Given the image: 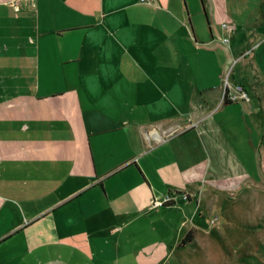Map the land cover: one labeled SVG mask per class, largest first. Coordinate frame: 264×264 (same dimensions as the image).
Masks as SVG:
<instances>
[{
	"label": "crops",
	"instance_id": "1",
	"mask_svg": "<svg viewBox=\"0 0 264 264\" xmlns=\"http://www.w3.org/2000/svg\"><path fill=\"white\" fill-rule=\"evenodd\" d=\"M181 3L0 0V264H117L189 203L233 55Z\"/></svg>",
	"mask_w": 264,
	"mask_h": 264
},
{
	"label": "rangeland",
	"instance_id": "2",
	"mask_svg": "<svg viewBox=\"0 0 264 264\" xmlns=\"http://www.w3.org/2000/svg\"><path fill=\"white\" fill-rule=\"evenodd\" d=\"M182 2L196 39L208 36L210 27L215 49L233 55L222 86L225 80L234 85L240 81L235 77L245 75L249 96L221 103V127L212 132L215 149L188 191L189 203H184V196L176 199L177 207L166 211L172 227L167 225L163 232L154 217L147 220L149 226L142 234L135 230L128 258L135 257L141 264H264V0ZM209 6L215 13L207 12ZM242 102L244 112L238 109ZM195 153L198 160L205 155L200 144ZM157 197L149 199L152 216ZM189 228L192 238L181 243ZM176 237L177 246L170 248L169 241ZM129 259L120 256L115 262L131 264L126 262Z\"/></svg>",
	"mask_w": 264,
	"mask_h": 264
},
{
	"label": "built area",
	"instance_id": "3",
	"mask_svg": "<svg viewBox=\"0 0 264 264\" xmlns=\"http://www.w3.org/2000/svg\"><path fill=\"white\" fill-rule=\"evenodd\" d=\"M223 87V96H225L227 100L247 99L249 96L247 89L241 81H237L234 85H231L225 80ZM167 199V196L162 199H154L153 203L160 204L163 200L165 201Z\"/></svg>",
	"mask_w": 264,
	"mask_h": 264
},
{
	"label": "trees",
	"instance_id": "4",
	"mask_svg": "<svg viewBox=\"0 0 264 264\" xmlns=\"http://www.w3.org/2000/svg\"><path fill=\"white\" fill-rule=\"evenodd\" d=\"M242 82V81H241ZM243 83V82H242ZM243 85L245 86V84L243 83ZM246 88V87H245ZM230 100H227L226 98H225V96H223V102L224 103H227V102H229ZM192 229L191 228H189L187 231H186V233L184 234V236L182 237V239H181V243L183 242V243H185V242H187V241H189L191 238H192Z\"/></svg>",
	"mask_w": 264,
	"mask_h": 264
}]
</instances>
